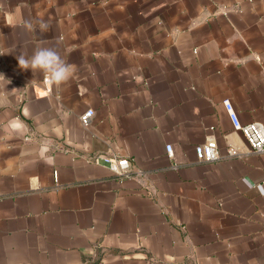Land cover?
Listing matches in <instances>:
<instances>
[{"label":"crops","instance_id":"0c3cea01","mask_svg":"<svg viewBox=\"0 0 264 264\" xmlns=\"http://www.w3.org/2000/svg\"><path fill=\"white\" fill-rule=\"evenodd\" d=\"M40 48L74 76L21 69ZM0 53V264H264V151L224 105L264 125V0H0Z\"/></svg>","mask_w":264,"mask_h":264},{"label":"built area","instance_id":"2783aa9c","mask_svg":"<svg viewBox=\"0 0 264 264\" xmlns=\"http://www.w3.org/2000/svg\"><path fill=\"white\" fill-rule=\"evenodd\" d=\"M226 111L231 119L233 128L242 133L252 152L264 151V125L257 122L242 123L229 100H224ZM93 109H87L80 115V121L87 125L92 117ZM169 156L172 154L171 145L165 146ZM228 155H237L238 151L234 148L228 149ZM195 155L197 160L211 162L219 158L218 146L214 139L206 140L195 146ZM89 158L95 162H101L115 175L122 178H131L138 176L134 170V163L131 158L118 156L117 154L94 153Z\"/></svg>","mask_w":264,"mask_h":264},{"label":"clouds","instance_id":"9594fccd","mask_svg":"<svg viewBox=\"0 0 264 264\" xmlns=\"http://www.w3.org/2000/svg\"><path fill=\"white\" fill-rule=\"evenodd\" d=\"M39 27L41 31L47 32L50 29V24L41 21ZM17 59L20 68L23 70L44 72L46 74L45 82L50 85L59 86L72 78L76 72L75 66L67 64L60 54L52 48H40L30 58L20 56ZM0 81H6L3 87L10 83V80L6 79L3 74H0Z\"/></svg>","mask_w":264,"mask_h":264}]
</instances>
